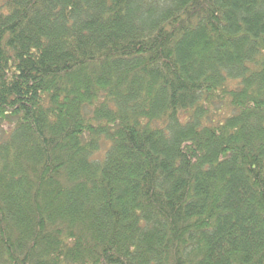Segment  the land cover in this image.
<instances>
[{"label":"trees","instance_id":"trees-1","mask_svg":"<svg viewBox=\"0 0 264 264\" xmlns=\"http://www.w3.org/2000/svg\"><path fill=\"white\" fill-rule=\"evenodd\" d=\"M0 264H264V0H0Z\"/></svg>","mask_w":264,"mask_h":264}]
</instances>
